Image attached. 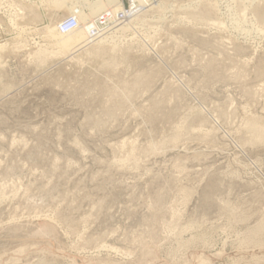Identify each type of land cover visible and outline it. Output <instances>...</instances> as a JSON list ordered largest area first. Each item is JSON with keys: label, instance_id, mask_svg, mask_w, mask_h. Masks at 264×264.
I'll return each instance as SVG.
<instances>
[{"label": "rangeland", "instance_id": "rangeland-1", "mask_svg": "<svg viewBox=\"0 0 264 264\" xmlns=\"http://www.w3.org/2000/svg\"><path fill=\"white\" fill-rule=\"evenodd\" d=\"M96 1L0 0V264H264V0Z\"/></svg>", "mask_w": 264, "mask_h": 264}, {"label": "bare ground", "instance_id": "bare-ground-1", "mask_svg": "<svg viewBox=\"0 0 264 264\" xmlns=\"http://www.w3.org/2000/svg\"><path fill=\"white\" fill-rule=\"evenodd\" d=\"M85 4H87V8L89 11L88 15L87 14L85 15L81 11L82 9L80 10L79 8L78 10L73 11L74 14L72 16L75 17L78 28L70 31L67 34H61L56 28L57 34L61 36L62 40H65L64 42L63 41L61 42L63 47H65L66 45H69L70 42H72L71 40L73 41L75 40L76 42H81L82 40H84V36H86L85 38H88V28L94 27L96 20H98L97 18L101 15L104 16L103 14L107 15L105 12L110 13V11H113L114 8L118 6L117 0H97L94 3L87 2ZM80 8H83V7H80ZM97 12H101V14H99L95 18L93 17L94 18L93 19L92 16L95 15V13ZM66 40H68V42Z\"/></svg>", "mask_w": 264, "mask_h": 264}, {"label": "built area", "instance_id": "built-area-1", "mask_svg": "<svg viewBox=\"0 0 264 264\" xmlns=\"http://www.w3.org/2000/svg\"><path fill=\"white\" fill-rule=\"evenodd\" d=\"M128 15V13H119L118 16H116L115 18H120V19H124L126 18V16ZM107 16H110V15H104V16H100L99 18H97L98 20H96L95 22V25L94 27H89L88 28V38L89 39H93L95 37L98 36V27L100 25H103L104 22L107 20ZM76 28H78V25H77V21L75 19L74 16H70L66 19H64L58 26V31L61 33V34H67L69 33L70 31L72 30H75Z\"/></svg>", "mask_w": 264, "mask_h": 264}]
</instances>
